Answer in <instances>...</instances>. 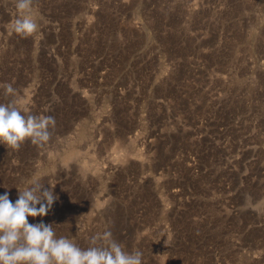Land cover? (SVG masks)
<instances>
[{
	"label": "rangeland",
	"instance_id": "rangeland-1",
	"mask_svg": "<svg viewBox=\"0 0 264 264\" xmlns=\"http://www.w3.org/2000/svg\"><path fill=\"white\" fill-rule=\"evenodd\" d=\"M33 8L22 37L0 0V83L56 124L44 148L0 144V195L55 186L28 222L81 248L110 231L143 264H264V0Z\"/></svg>",
	"mask_w": 264,
	"mask_h": 264
},
{
	"label": "clouds",
	"instance_id": "clouds-1",
	"mask_svg": "<svg viewBox=\"0 0 264 264\" xmlns=\"http://www.w3.org/2000/svg\"><path fill=\"white\" fill-rule=\"evenodd\" d=\"M13 2L18 14L8 25L9 33L22 37L34 34L39 28L34 0ZM0 89L11 97L7 103H0V144L19 150L25 140H30L44 148L52 138L55 118L22 108L12 83H0ZM54 187L44 188L39 181H31L22 190L18 188L14 204L8 192L0 195V264H143V253L125 251L110 231L94 234L89 246L81 248L72 239L57 238L53 224H30L28 217L48 215L58 199Z\"/></svg>",
	"mask_w": 264,
	"mask_h": 264
},
{
	"label": "built area",
	"instance_id": "built-area-1",
	"mask_svg": "<svg viewBox=\"0 0 264 264\" xmlns=\"http://www.w3.org/2000/svg\"><path fill=\"white\" fill-rule=\"evenodd\" d=\"M162 252V251H161Z\"/></svg>",
	"mask_w": 264,
	"mask_h": 264
}]
</instances>
